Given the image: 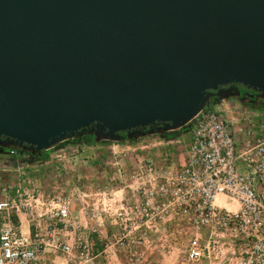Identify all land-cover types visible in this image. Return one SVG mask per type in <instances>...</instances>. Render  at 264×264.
Wrapping results in <instances>:
<instances>
[{
	"label": "water",
	"instance_id": "95a60500",
	"mask_svg": "<svg viewBox=\"0 0 264 264\" xmlns=\"http://www.w3.org/2000/svg\"><path fill=\"white\" fill-rule=\"evenodd\" d=\"M239 87L264 101V0H0V152L172 132Z\"/></svg>",
	"mask_w": 264,
	"mask_h": 264
},
{
	"label": "built area",
	"instance_id": "2783aa9c",
	"mask_svg": "<svg viewBox=\"0 0 264 264\" xmlns=\"http://www.w3.org/2000/svg\"><path fill=\"white\" fill-rule=\"evenodd\" d=\"M236 122L229 124L221 114L203 109L190 122L191 140L178 168L159 180L133 176L137 185L129 203L114 212L120 230L117 244L130 246L129 264L141 259L135 249L141 239L171 217L186 220L195 233L207 229L225 239L228 264H264V138L245 126L233 127ZM1 192L0 264H97L87 244L67 239L73 225L66 203L38 199L22 203L19 190ZM23 211L33 228L27 234L14 222ZM130 234L138 238L130 241ZM213 248L195 234L184 250L185 258L199 261ZM46 251L60 260L44 262Z\"/></svg>",
	"mask_w": 264,
	"mask_h": 264
},
{
	"label": "rangeland",
	"instance_id": "374dc122",
	"mask_svg": "<svg viewBox=\"0 0 264 264\" xmlns=\"http://www.w3.org/2000/svg\"><path fill=\"white\" fill-rule=\"evenodd\" d=\"M249 110L251 109L246 105L238 104L236 108H233L232 117L237 120V126H245L247 129H252L264 138L263 125L260 127L255 123L256 121L244 122L242 120L245 117L243 111L248 112ZM220 114L225 119V115L223 113ZM230 120L231 118H227V123L230 124ZM172 133L174 135L171 138L163 135H150L138 138L133 142H102L89 146L71 141L65 142V144L71 143L77 146L79 144L83 151L87 150L85 151L88 153L85 163L91 166V169L93 167L90 170L93 174H98L96 173V167H94L95 158L109 159L111 156L110 152L105 150L106 147L112 148V153L115 156L117 153L121 154L116 160L115 169H104L103 171L104 174L113 177L112 182L109 180L110 186L113 183L116 187L124 189V197L120 196L117 198V196H112L110 198L111 201H106L101 200L97 196L95 198L90 197L84 193V188H89L93 185L86 180H81V172L77 170V157L81 151L78 148L79 146L77 149L68 150V153L71 154L67 156L64 152L63 158H53L62 159V161L57 160L61 165L56 166L53 173L48 174V171H45L44 174L46 176L45 180H42L44 181L43 184L37 182L30 170H27L21 175L15 185L2 184V186L6 185L4 189L11 194H14L15 190H19L22 196L17 199H21L22 203L27 201V203L33 204L34 199L66 203L73 225L69 227L67 236L71 243L80 241L87 244L92 253L97 256L95 259L97 264H102L103 260L108 261L110 264L117 262L129 264L127 258L130 246L127 244L119 246L117 244L120 230L114 224V212L121 204L127 205L129 203L131 189L134 185H137L133 176L138 174L145 179L154 176L159 180L161 176L167 175L169 172L172 173L184 162L185 153L191 140V126L188 130H175ZM98 145L104 147H97ZM101 149L103 150L99 151ZM0 194H2L0 195V200H2L4 198L3 193L0 191ZM23 214L29 217L24 211ZM92 235H96L98 243L91 237ZM194 235L195 230L189 226L186 220L178 217L165 219L157 223L146 234L143 242L141 239V244L135 246V249L141 254V259L136 264H221V261H224V258L229 253L227 249L228 243L225 239L219 238V236H213L214 238H212V240L216 241L209 257L196 262L187 261L184 250L189 239L194 237ZM129 237L131 241L137 239L138 235L130 234ZM96 244L98 246L102 245V249L94 253L93 249L97 248ZM55 254L52 251H46L43 256L44 262L59 261L60 258L54 257Z\"/></svg>",
	"mask_w": 264,
	"mask_h": 264
},
{
	"label": "crops",
	"instance_id": "0c3cea01",
	"mask_svg": "<svg viewBox=\"0 0 264 264\" xmlns=\"http://www.w3.org/2000/svg\"><path fill=\"white\" fill-rule=\"evenodd\" d=\"M243 102L244 101L239 100L238 97L233 96V97H229V98H226L223 100H214V101L210 102L209 107L207 109L215 111L219 114L223 113L225 115V119L231 118L230 121H232L234 119L232 117L233 108H236L238 104L245 105ZM243 113H244L245 117L242 118V120L244 122H247L248 120H253L254 122L256 121L255 123L258 126H262V125L264 126V117H263L264 111L251 109L248 112L243 111ZM232 125H233V127L237 126V124L235 126H234V124H232ZM83 145H85V144H83ZM78 146L75 144H71V143H67V144L57 146L56 148H53L52 150H50L44 156L45 158L43 160L40 158V156L39 157H32L31 155H28V154H18V153L12 154L11 151L0 152V184H1L0 187H2V188H0V191H2V189L7 184H11V185L14 184L15 185L18 182L21 175L27 170H30V173L33 174V176L35 177L37 182L43 184L44 181H42V180H45V176H46L44 174L45 171H48V174L53 173L54 170L56 169V166L61 165V163H58L57 160L62 161V159H53V158L54 157L55 158L62 157V155H64V152L66 153V156H67V155L71 154V153H68V150H74V148L77 149V147H78L81 149V151L77 157L78 158L77 170L79 172H81V177H82L81 180H86L87 182H90L93 185V186H91L92 188L91 187L84 188V190H85L84 193H86L90 197L95 198L97 196L101 200H106V201H111L110 198H112V196H117V198H119L120 196L124 197L125 196L124 195V189L116 187L113 183H111V186H110L109 180L112 182L113 177H111V175L104 174V171H103L104 169H106V170L107 169L108 170L115 169L116 168L115 167L116 166V160H117V158H119V156L121 154L117 153V155L115 156L112 153L113 149L106 147L105 150H108L110 152L111 156L109 159H103V158L100 159L99 157L95 158L94 167H96V170H97L96 173H98V174H93L90 171L93 169V167L91 169V166H88L85 163V161H86L85 158L87 157L86 155L88 154L85 151H87V150L83 151L81 145L78 144ZM85 146H89V145H85ZM97 147L103 148L104 146L98 145ZM85 149H87V147H85ZM102 150L103 149H101L99 151H102ZM71 160H72V158H71ZM184 161H185V157H184ZM3 182H5V183H3ZM2 184H6V185L2 186ZM63 194H65V193H63ZM0 195H2V194H0ZM14 222L16 223L19 230L24 234H27V233L33 231L30 218L26 217L25 214H23V213L18 214L17 218L16 217L14 218ZM195 234H197L199 237H201V239L205 242L209 240L210 243L213 245L216 241L214 239L212 240V238H214L213 236H215L214 233L208 231L207 229L198 230L197 233H195ZM54 257H57V254H55ZM102 262H103L102 264H110L108 261L103 260ZM221 262H222L221 264H228L225 261V259H224V261L222 260ZM115 264H120V263L117 262Z\"/></svg>",
	"mask_w": 264,
	"mask_h": 264
},
{
	"label": "trees",
	"instance_id": "16d2710c",
	"mask_svg": "<svg viewBox=\"0 0 264 264\" xmlns=\"http://www.w3.org/2000/svg\"><path fill=\"white\" fill-rule=\"evenodd\" d=\"M250 94L251 95H253L254 96V94L250 91ZM244 95H247V96H249L248 95V92H246V93H241L240 94V96H244ZM207 109V108H206ZM190 127V125L189 124H187L186 126H184V127H182V128H180L179 129V131H185V130H188V128ZM163 136H165V137H167V138H171L173 135H174V133H170L169 132V134H167V133H164V134H162ZM133 141H135V140H133V139H131V140H128V139H123V140H121L120 141V143H124V142H133ZM71 142H76V143H81V144H85V145H94V144H99V143H102L101 141L100 142H96V141H94L93 140V138L91 137V136H88V135H85L84 137L82 136V137H80V138H76V139H73V140H71ZM63 144H65V142H63V143H60L58 146H60V145H63ZM56 148V147H55ZM2 150V148H0V151ZM4 151H6V150H4ZM3 151V152H4ZM7 151H15V152H17L18 153V151H16L15 149H7ZM49 151H44V152H42L41 153V155H40V158L43 160L45 157V155L48 153ZM28 155H31V154H28ZM32 157H39V156H37V155H31ZM91 237H93L95 240H96V242L98 243V240H97V238H96V235H92ZM97 246V248H95V249H93V252L94 253H97L98 251H100L101 249H102V245L101 246H98V244H96Z\"/></svg>",
	"mask_w": 264,
	"mask_h": 264
},
{
	"label": "flooded vegetation",
	"instance_id": "af4514ba",
	"mask_svg": "<svg viewBox=\"0 0 264 264\" xmlns=\"http://www.w3.org/2000/svg\"><path fill=\"white\" fill-rule=\"evenodd\" d=\"M225 88H227V87H225ZM239 89H240V94L248 92L249 96L244 95L242 97V96L239 95L238 99L244 101L243 103L249 109H252V110L256 109V110H259V111H264V101L263 100L258 99L252 91L251 92L254 94V96L251 97L250 96V91H247V90L243 89L242 87H239ZM212 101H214V100H212ZM166 133L169 134V132H166ZM162 134H164V133H162ZM162 134H157V135H162Z\"/></svg>",
	"mask_w": 264,
	"mask_h": 264
}]
</instances>
